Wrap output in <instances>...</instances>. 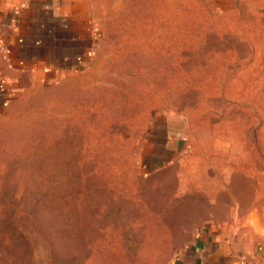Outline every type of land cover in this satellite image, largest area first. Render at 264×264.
<instances>
[{
	"label": "rangeland",
	"instance_id": "obj_1",
	"mask_svg": "<svg viewBox=\"0 0 264 264\" xmlns=\"http://www.w3.org/2000/svg\"><path fill=\"white\" fill-rule=\"evenodd\" d=\"M224 1L91 0L83 66L15 89L0 108V264H170L182 233L152 212L140 161L171 108L201 131L223 120L264 197V0Z\"/></svg>",
	"mask_w": 264,
	"mask_h": 264
},
{
	"label": "crops",
	"instance_id": "obj_2",
	"mask_svg": "<svg viewBox=\"0 0 264 264\" xmlns=\"http://www.w3.org/2000/svg\"><path fill=\"white\" fill-rule=\"evenodd\" d=\"M95 41L91 0H0V106L15 89L79 70ZM158 114L140 166L152 212L182 233L170 264H264V197L234 137L216 130L223 120L201 131L186 110Z\"/></svg>",
	"mask_w": 264,
	"mask_h": 264
},
{
	"label": "built area",
	"instance_id": "obj_3",
	"mask_svg": "<svg viewBox=\"0 0 264 264\" xmlns=\"http://www.w3.org/2000/svg\"><path fill=\"white\" fill-rule=\"evenodd\" d=\"M241 264H247L246 262L241 261Z\"/></svg>",
	"mask_w": 264,
	"mask_h": 264
},
{
	"label": "trees",
	"instance_id": "obj_4",
	"mask_svg": "<svg viewBox=\"0 0 264 264\" xmlns=\"http://www.w3.org/2000/svg\"><path fill=\"white\" fill-rule=\"evenodd\" d=\"M198 97V96H197ZM0 108H1V106H0Z\"/></svg>",
	"mask_w": 264,
	"mask_h": 264
}]
</instances>
